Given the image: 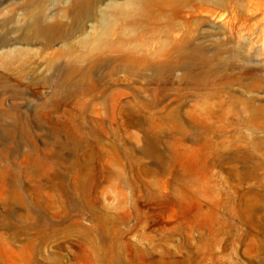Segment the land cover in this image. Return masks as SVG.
Wrapping results in <instances>:
<instances>
[{
	"label": "rangeland",
	"instance_id": "rangeland-1",
	"mask_svg": "<svg viewBox=\"0 0 264 264\" xmlns=\"http://www.w3.org/2000/svg\"><path fill=\"white\" fill-rule=\"evenodd\" d=\"M0 78V264H264V0H0Z\"/></svg>",
	"mask_w": 264,
	"mask_h": 264
},
{
	"label": "bare ground",
	"instance_id": "bare-ground-1",
	"mask_svg": "<svg viewBox=\"0 0 264 264\" xmlns=\"http://www.w3.org/2000/svg\"><path fill=\"white\" fill-rule=\"evenodd\" d=\"M5 82V80H3V79H1L0 78V84H1V86H0V91H1V88H2V86H3V83ZM1 103L3 104V101H2V99H0V106H1ZM178 107H182V104L180 103L179 104V106ZM178 107L176 108V110H178ZM11 108H13V106H10L9 107V109H11ZM9 109H5V112H8L9 111ZM210 109H212V108H210ZM178 113H179V111H178ZM180 114V113H179ZM257 115H263V114H257ZM3 115H1L0 114V125H2V126H4V125H6L5 124V122L4 121H2V119H3V117H2ZM201 119V118H200ZM175 123H174V126H173V129H174V131H176L177 133H179L180 134V136H179V139L180 140H182L183 138H186V137H188V136H193V132H190L189 134H188V131L184 128V126H183V121H182V119L181 118H179V117H177L176 119H175ZM245 121H247V122H252L253 123V120H252V118L251 119H249V120H245ZM263 122H264V116H262V117H259V119H258V117H256V119H255V124H257V125H261V124H263ZM207 127V126H206ZM207 130V132H210V133H215V130L214 129H212V128H210L209 126H208V128H206ZM5 132H7L8 133V136H11V135H13V133H12V129H8V131H5ZM1 130H0V136H1ZM155 140L157 141V142H161L162 141V136H161V134L159 135V136H156L155 135ZM256 144L257 145H260V142H256ZM255 144V145H256ZM3 151H5V150H3ZM201 151V148H197V152H200ZM6 153H7V151H5ZM232 154H235L236 155V152L235 151H232ZM222 156V153L221 152H219L218 154H217V156ZM259 162V161H258ZM242 165V169H241V172L243 171V172H245L246 174H248L249 176H252V175H257V169H256V167H258V165H259V163H256L254 166H246V165H243V164H241Z\"/></svg>",
	"mask_w": 264,
	"mask_h": 264
}]
</instances>
